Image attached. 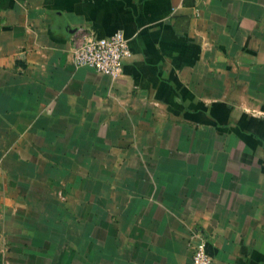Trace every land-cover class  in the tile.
Listing matches in <instances>:
<instances>
[{"label":"crops","instance_id":"obj_1","mask_svg":"<svg viewBox=\"0 0 264 264\" xmlns=\"http://www.w3.org/2000/svg\"><path fill=\"white\" fill-rule=\"evenodd\" d=\"M120 30L116 78L71 62ZM264 264V0H0V264Z\"/></svg>","mask_w":264,"mask_h":264},{"label":"built area","instance_id":"obj_2","mask_svg":"<svg viewBox=\"0 0 264 264\" xmlns=\"http://www.w3.org/2000/svg\"><path fill=\"white\" fill-rule=\"evenodd\" d=\"M130 55L126 38L120 30H115L107 36L84 38L72 49L71 62L114 79L121 74L123 61ZM191 249V264H211L204 240H198Z\"/></svg>","mask_w":264,"mask_h":264}]
</instances>
